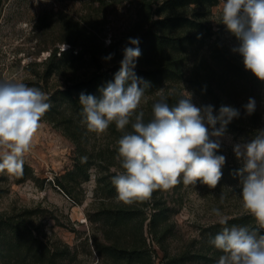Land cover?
I'll list each match as a JSON object with an SVG mask.
<instances>
[{
  "label": "rangeland",
  "instance_id": "374dc122",
  "mask_svg": "<svg viewBox=\"0 0 264 264\" xmlns=\"http://www.w3.org/2000/svg\"><path fill=\"white\" fill-rule=\"evenodd\" d=\"M158 3L186 18L178 31L200 33V41L181 53L183 78L167 82L163 94L181 98L186 91L197 107L214 108L188 82L199 70L213 77L219 97L239 110L236 121L247 122L250 129L242 134L225 131L220 138L217 154L224 155L226 163L216 188L200 181L185 186L181 181L154 191L148 201L126 205L118 201L111 183L122 171L116 160V141L122 133L115 124L101 135L88 132L83 116L61 100L59 91L118 61L123 49L131 46L129 38L138 35L140 18L149 13L144 14L142 6L152 5L153 12ZM221 9L222 0H0V80L37 87L51 104L31 151L23 157L22 171H0V229L9 233L18 228L24 234L14 245L8 234L11 243L0 264H45L39 255L48 253L57 264H218L222 253L209 241L222 226L212 208L221 209L229 226L257 227L242 209L236 175L241 161L233 146L250 142L264 130V81L245 70L242 56L232 51L240 41L220 23ZM186 20L200 26H189ZM74 30L82 34L75 43L90 42L99 54L93 58L87 52L77 59L68 54L61 60L57 54L46 62L51 51L69 48L65 42L75 41ZM109 54L112 59H104ZM150 55L145 59L157 57ZM145 96L147 103L139 109L144 116L159 100L157 93ZM249 98L255 100L254 121L244 119ZM26 239L34 245L29 247Z\"/></svg>",
  "mask_w": 264,
  "mask_h": 264
},
{
  "label": "clouds",
  "instance_id": "9594fccd",
  "mask_svg": "<svg viewBox=\"0 0 264 264\" xmlns=\"http://www.w3.org/2000/svg\"><path fill=\"white\" fill-rule=\"evenodd\" d=\"M239 41L232 49L243 58L245 70L264 81V0H222L221 22ZM110 43V40L107 41ZM136 47H125L120 69L113 82L98 89L99 96H79L81 123L90 133L101 135L115 124L122 135L116 141V160L122 171L111 178L118 201L132 205L151 199L156 190L178 184L193 186L197 181L216 188L226 163L221 139L227 125L240 116L238 109L221 105L214 114L212 105L197 107L185 91L175 105L168 103L163 89L152 105V118L145 122L141 103H147L149 84L134 69L141 55L138 38H129ZM67 48L64 45L63 50ZM113 54L104 59L111 60ZM50 97L41 89L14 80H0V171L21 172L24 155L31 151L42 118L50 110ZM255 111V100L244 105ZM220 127L217 128L216 125ZM130 126V131L126 130ZM211 127V131H209ZM233 152L241 161L236 175L241 188L243 212L256 226H229L220 208L211 214L222 226L209 243L220 250L218 264H264V130L254 139L235 144ZM224 202V196H220Z\"/></svg>",
  "mask_w": 264,
  "mask_h": 264
},
{
  "label": "trees",
  "instance_id": "16d2710c",
  "mask_svg": "<svg viewBox=\"0 0 264 264\" xmlns=\"http://www.w3.org/2000/svg\"><path fill=\"white\" fill-rule=\"evenodd\" d=\"M165 4L166 3H158L157 8L153 12H150L152 11V5H149L147 8L142 6V8H144V14H146V10H148L149 13H147L146 18L143 16L140 18L141 23L139 25L138 35L136 38L139 39L138 47L141 51V55L136 61V68L134 71L137 77L142 78L143 81L149 84L148 89L145 90V95H155L169 81L179 82V80L183 78V58L181 53L186 50L188 45H192L194 42L200 41V33H192L189 30H183L181 32L178 31V29L182 28L184 25H182V23H184L186 18L183 20L178 15L168 12ZM162 13L164 15H162ZM154 15H157V19H154ZM180 19L182 20L180 21ZM185 23L189 26H200V23L189 20H186ZM73 32L75 34V36L73 35L75 41L69 40L65 42V44L69 45V48L63 51H51L49 57L45 60L46 62H51L53 59H57V54H59L58 60H61L68 54L74 56L75 59L82 57L87 52H89V56H92L93 58L99 54V50L96 51L95 46L90 42H83V45L75 43L77 40L82 38V34L77 30H74ZM130 47L136 46L131 45ZM109 48L112 49L113 45H110ZM151 52L155 53L157 57L145 59V57L151 56ZM122 59L123 55L118 61H115L106 69L102 70L101 68H96L84 79L72 81L67 87L59 91L61 100L67 101L72 107H74L75 110L79 112V114L82 115V109L79 105L80 94L83 93L85 95L92 94L99 96L98 89L106 85L108 82L114 81V76L120 69V62ZM198 72L199 70H197L195 74L188 79V82L194 90L206 96L207 100L214 105V111L216 112L215 114H217L221 105L228 106L227 101L222 100L217 94L213 77H204L205 75L203 73L200 74ZM179 98L180 97L178 95H172L168 98V103L170 105H175ZM151 118L152 105L149 106L148 112L144 116V120L147 122ZM255 118L256 116L253 113L249 115L245 110V121H254ZM248 129H250V127L247 122L240 123L234 118L227 125L226 131L233 134H242ZM160 216H164V213H161L159 217ZM4 230L5 229H0V259L7 255L5 249L11 243V241L6 240L8 234H10L9 238H12L13 240V245L19 244L21 236L24 235L21 234V231H19L18 228L13 231L10 229L11 233H5ZM26 242L29 247L34 245V242L31 239H26ZM39 258H44L45 264H57V260L49 253L45 256L39 255Z\"/></svg>",
  "mask_w": 264,
  "mask_h": 264
}]
</instances>
